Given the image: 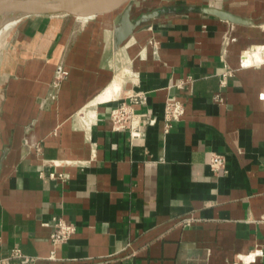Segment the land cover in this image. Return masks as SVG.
<instances>
[{
  "label": "crops",
  "instance_id": "obj_1",
  "mask_svg": "<svg viewBox=\"0 0 264 264\" xmlns=\"http://www.w3.org/2000/svg\"><path fill=\"white\" fill-rule=\"evenodd\" d=\"M121 10L24 17L3 42L0 255L19 247L41 264H264V0H134L133 20L158 15L112 52ZM58 67L68 75L55 89ZM188 77L192 86L179 88ZM135 93L146 97L136 111L155 121L131 138L110 113ZM172 95L186 111L166 130ZM212 152L225 155L226 172H212ZM57 216L76 230L54 246Z\"/></svg>",
  "mask_w": 264,
  "mask_h": 264
},
{
  "label": "built area",
  "instance_id": "obj_2",
  "mask_svg": "<svg viewBox=\"0 0 264 264\" xmlns=\"http://www.w3.org/2000/svg\"><path fill=\"white\" fill-rule=\"evenodd\" d=\"M233 71L227 69L222 73L221 85L225 86L227 78L232 75ZM68 71L63 67H58L55 71L54 78L51 82V87L58 89L61 82L67 77ZM192 78L188 77L180 80L177 86L181 89L192 86ZM49 97L54 98L56 94L53 91L49 92ZM145 95L143 93H135L131 96L129 102H122L111 110L110 118L113 122L115 131L128 130L131 138H138L142 136L145 125L152 124L155 120L150 118L147 114L136 111L137 104L145 102ZM215 100H222L220 92L214 95ZM186 108L183 101L178 96L172 95L166 99L164 121L166 130H168L174 122H178L185 114ZM86 127L89 129L92 119L83 120ZM208 165L214 174H219L221 171L226 172V157L219 152H212ZM51 176H54L52 173ZM54 228L51 233V240L54 246L66 242L75 232V225L62 217L53 218ZM1 243V238H0ZM256 252H252L251 256H256ZM48 260L56 259V251L53 250ZM43 258L37 256H30L23 252L19 247L12 248L5 256L0 255V264H41Z\"/></svg>",
  "mask_w": 264,
  "mask_h": 264
},
{
  "label": "water",
  "instance_id": "obj_3",
  "mask_svg": "<svg viewBox=\"0 0 264 264\" xmlns=\"http://www.w3.org/2000/svg\"><path fill=\"white\" fill-rule=\"evenodd\" d=\"M133 2L134 0H0V14L9 10L15 21L35 15H66L87 19L122 9L113 33L112 52H114L145 20L158 15V11L155 10L153 13L144 14L137 20H133L131 16ZM202 10L221 19L242 22L238 16L226 10L212 7Z\"/></svg>",
  "mask_w": 264,
  "mask_h": 264
},
{
  "label": "bare ground",
  "instance_id": "obj_4",
  "mask_svg": "<svg viewBox=\"0 0 264 264\" xmlns=\"http://www.w3.org/2000/svg\"><path fill=\"white\" fill-rule=\"evenodd\" d=\"M16 22L17 21L12 19V12H10L9 10L1 12L0 14V37L3 35V33L6 32V30L10 29V27H12ZM118 88H119V83L115 82L112 86V89L115 91H118ZM111 91L112 90H110V92ZM107 92H109V90Z\"/></svg>",
  "mask_w": 264,
  "mask_h": 264
},
{
  "label": "rangeland",
  "instance_id": "obj_5",
  "mask_svg": "<svg viewBox=\"0 0 264 264\" xmlns=\"http://www.w3.org/2000/svg\"><path fill=\"white\" fill-rule=\"evenodd\" d=\"M119 10V9H118ZM15 25H13L12 27H10V29L6 30L5 33H3V35L0 37V54L2 52V49H3V42L4 40L6 39V37L9 35L10 31H11V28H13ZM1 152V150H0Z\"/></svg>",
  "mask_w": 264,
  "mask_h": 264
}]
</instances>
